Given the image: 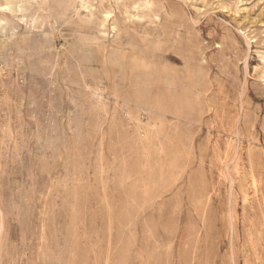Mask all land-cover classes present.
<instances>
[{
    "label": "rangeland",
    "instance_id": "obj_1",
    "mask_svg": "<svg viewBox=\"0 0 264 264\" xmlns=\"http://www.w3.org/2000/svg\"><path fill=\"white\" fill-rule=\"evenodd\" d=\"M263 81L264 0H0V264H264Z\"/></svg>",
    "mask_w": 264,
    "mask_h": 264
},
{
    "label": "bare ground",
    "instance_id": "obj_2",
    "mask_svg": "<svg viewBox=\"0 0 264 264\" xmlns=\"http://www.w3.org/2000/svg\"><path fill=\"white\" fill-rule=\"evenodd\" d=\"M2 9H4V10H5V9H7V8H2ZM263 82H264V81H263ZM231 199H232V198H231Z\"/></svg>",
    "mask_w": 264,
    "mask_h": 264
}]
</instances>
